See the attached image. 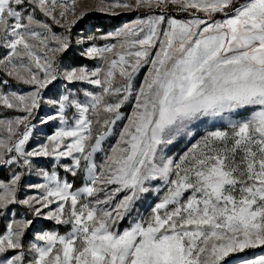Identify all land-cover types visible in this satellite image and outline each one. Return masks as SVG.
I'll use <instances>...</instances> for the list:
<instances>
[{
  "label": "snow or ice",
  "instance_id": "obj_1",
  "mask_svg": "<svg viewBox=\"0 0 264 264\" xmlns=\"http://www.w3.org/2000/svg\"><path fill=\"white\" fill-rule=\"evenodd\" d=\"M92 11L144 16L112 35L118 43L84 44L83 54L101 66L65 64L73 27ZM37 13L65 32L57 35ZM0 52V73L31 86L0 90V106L23 113L0 118L7 133L0 173H9L0 181V216L19 204L71 226L65 235L37 233L43 246L26 245L34 221L10 220L0 232V264H264V0H94L83 7L78 0H0ZM77 82L100 91H83L82 101L71 87ZM7 85L0 80V88ZM44 104L49 110L39 116ZM38 116L41 126H60L28 150ZM209 119L215 130L191 143ZM189 143L179 155L172 151ZM38 158H51L53 170ZM33 171L43 183H24ZM22 187L39 194L20 199ZM161 188L145 216L138 205Z\"/></svg>",
  "mask_w": 264,
  "mask_h": 264
},
{
  "label": "rangeland",
  "instance_id": "obj_2",
  "mask_svg": "<svg viewBox=\"0 0 264 264\" xmlns=\"http://www.w3.org/2000/svg\"><path fill=\"white\" fill-rule=\"evenodd\" d=\"M69 4H71L72 0H67ZM94 3V0H78V6L83 7L85 4H91ZM120 11V10H118ZM39 18L41 20H47V23H49L53 29V31L59 35L65 32V29L59 27L56 24H53L50 19H47L37 13ZM121 17L120 21L114 22L113 19ZM71 18V17H69ZM137 18H142L139 15L135 13V11L131 12H120L117 16H110L105 13H97V12H90L88 18L81 24H78L77 26L73 27V35L71 37V44L72 47L70 50L62 54L63 62L65 64H71L72 66H85L88 69H94L97 66L102 65V61L99 58H89L83 54V48L84 44L88 43H95L99 47H103L105 44H114L118 43L116 39L112 38V35L117 32L119 29L124 27L127 24L133 23ZM219 18V15H218ZM184 19V18H182ZM38 43V42H34ZM2 54V52H0ZM43 53H41L42 55ZM147 72V66L142 68L140 70V73L136 77L135 84L139 86V84L143 81L144 75ZM1 74L0 73V80H1ZM17 83V82H16ZM67 87V86H64ZM73 90L76 92L77 98L84 101L86 98L83 96V91L87 90L90 92L98 93L100 89L94 85L83 83V82H77L76 84L71 86ZM0 90H15L22 93H27L31 90V86L24 85L22 83L17 84H8L4 88H0ZM63 90V87L62 89ZM45 99L47 100L50 96L49 92L44 93ZM47 104H44L40 110H39V116H43L48 111ZM122 113L127 116L130 115L132 111L131 103L126 104L124 108L121 110ZM18 115H23V113L16 112L13 109H6L0 106V118H15ZM39 116L36 118V121L34 123H37ZM126 120L118 121L114 132L112 135H110L104 142L103 148L105 151H107L110 146L114 145L118 139V133L119 130L123 127V124L126 123ZM71 124V121H69ZM59 122H50L47 125H39L37 123L36 129L33 130V135L30 137L29 141L25 145L26 149L31 150L33 147L37 145L38 142H43L46 135L53 134L57 127H59ZM21 130H23V126H21ZM208 130H215L214 128V122L209 119L207 122L202 123L197 131V135L193 138L191 143H195L197 140H199L200 136H202L206 131ZM7 133L3 132V130H0V136H6ZM190 146L189 144H181L173 148V152L179 155L182 151H185L187 147ZM103 156L104 153H97L94 157L95 162L97 166L99 167L100 164L103 163ZM38 162L41 167H45L46 170L52 171V160L51 158H38ZM62 163H71L70 158H63ZM83 163V162H82ZM57 175L63 178L65 176V173L63 172L62 168L56 169ZM7 176L6 178H0V181H6L8 178L9 173H5ZM31 181L32 183H43V178L36 174L35 171H33L30 175L26 176L24 183ZM75 187L79 188L83 186V179L82 177L75 180ZM75 190V189H74ZM38 190L34 188H28V187H22V190L17 193V197L20 199L25 198L28 195H38ZM164 195V190L161 188L158 191V194L156 191H154L151 195H149L144 201L141 202L138 207H140L141 212L147 216L150 212L149 205H153L155 202H158L159 197ZM52 207H55L54 205ZM13 213L8 215H2L0 216V226L2 225L3 231L5 229V225L7 222H9L12 219H31L34 221L33 225L30 226L26 230V236L24 238L25 244L28 245L30 243H37L43 246L42 241H36L35 235L42 231H55L58 232L60 235H65L70 230V225H57L54 221L46 220L43 217H34L31 213L28 212L27 208H25L22 205L16 204L12 206ZM45 212L47 209L44 210ZM127 224L121 225V228L126 227ZM2 231V232H3ZM259 251V250H257ZM249 253H244L242 255H248Z\"/></svg>",
  "mask_w": 264,
  "mask_h": 264
},
{
  "label": "trees",
  "instance_id": "obj_3",
  "mask_svg": "<svg viewBox=\"0 0 264 264\" xmlns=\"http://www.w3.org/2000/svg\"><path fill=\"white\" fill-rule=\"evenodd\" d=\"M135 13L137 15H139L140 17L144 16L143 12L135 11ZM172 15L177 16V18H180V19L185 18V16L183 14H177L176 12H173ZM120 20H121V17L113 19L114 22L120 21ZM5 79L8 80V84H17L15 80H11V79L7 78L6 76H4L3 74H1V80H5ZM5 173L6 172L0 173V178H6L7 175ZM2 231H3V227L1 225L0 226V232H2Z\"/></svg>",
  "mask_w": 264,
  "mask_h": 264
}]
</instances>
